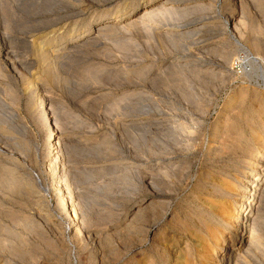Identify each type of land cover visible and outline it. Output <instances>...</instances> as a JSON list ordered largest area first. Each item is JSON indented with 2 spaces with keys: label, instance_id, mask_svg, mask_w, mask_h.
<instances>
[{
  "label": "rangeland",
  "instance_id": "1",
  "mask_svg": "<svg viewBox=\"0 0 264 264\" xmlns=\"http://www.w3.org/2000/svg\"><path fill=\"white\" fill-rule=\"evenodd\" d=\"M260 147L264 0H0V264H218Z\"/></svg>",
  "mask_w": 264,
  "mask_h": 264
},
{
  "label": "bare ground",
  "instance_id": "2",
  "mask_svg": "<svg viewBox=\"0 0 264 264\" xmlns=\"http://www.w3.org/2000/svg\"><path fill=\"white\" fill-rule=\"evenodd\" d=\"M254 159L255 162L252 164L251 172L246 176L243 185L241 188L235 189L236 191L233 193V195L243 198L239 199V203L233 209L234 214L230 226H235L236 229L230 232L229 236L222 232L216 240V249L218 248V253L221 256L218 264L229 263L230 250H228V247L234 241V238L240 235L238 230L247 227V223L252 215V203L257 202V199L264 189V172L261 176L259 173L260 167L264 166V147L261 148V151ZM224 255H227L226 258H224Z\"/></svg>",
  "mask_w": 264,
  "mask_h": 264
}]
</instances>
